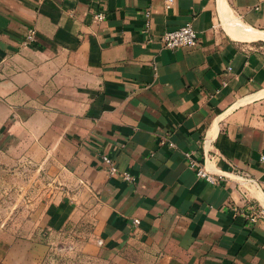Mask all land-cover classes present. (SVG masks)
Wrapping results in <instances>:
<instances>
[{
  "label": "crops",
  "instance_id": "crops-1",
  "mask_svg": "<svg viewBox=\"0 0 264 264\" xmlns=\"http://www.w3.org/2000/svg\"><path fill=\"white\" fill-rule=\"evenodd\" d=\"M166 1L0 0V186L25 170L53 184L46 239L19 258L6 243L5 264H39L81 210L90 253L264 264V217H247L264 212V0ZM188 23L195 47L158 41ZM186 154L227 178L198 179Z\"/></svg>",
  "mask_w": 264,
  "mask_h": 264
},
{
  "label": "rangeland",
  "instance_id": "rangeland-1",
  "mask_svg": "<svg viewBox=\"0 0 264 264\" xmlns=\"http://www.w3.org/2000/svg\"><path fill=\"white\" fill-rule=\"evenodd\" d=\"M34 174L35 170L20 171L8 190L0 186V264H5L4 258L8 251L6 243L12 244L19 240L15 251L19 258L26 252L32 253L26 241L36 242L45 238L44 232H41V236H36L39 226L37 224L40 223L42 215L39 206L50 201L44 199L46 197L42 193L53 184L50 185L48 179L46 182H37L40 175ZM87 219L81 210L80 215L64 232L52 238L50 248L39 264H150L146 262V258H141L136 252L129 250L117 257H105L100 253L84 251V243L90 241L94 233L93 224L85 223Z\"/></svg>",
  "mask_w": 264,
  "mask_h": 264
},
{
  "label": "built area",
  "instance_id": "built-area-1",
  "mask_svg": "<svg viewBox=\"0 0 264 264\" xmlns=\"http://www.w3.org/2000/svg\"><path fill=\"white\" fill-rule=\"evenodd\" d=\"M171 4H172V0H167L165 2L166 9H169L171 7ZM94 18L96 21L101 22L105 19V16L103 13H97L94 16ZM35 35H36L35 30L33 28L29 29L22 40V44L27 45L33 42L35 39ZM158 41L162 44L163 47L167 49H177L182 47L193 48L198 44V37L192 25L188 23L177 30L164 32L158 37ZM1 80H2V76L0 74V82ZM169 145L172 146V144ZM186 158L188 160V167L194 171L196 177L198 179L204 180L210 185H217L222 179L227 178L222 175L212 174L208 172L205 168L198 166L196 162L193 159H191L190 154H186ZM102 160L105 166L107 167V171L109 175L118 174V176L123 181L126 182L134 181V179L129 174L118 172L111 159L107 157H103ZM240 177L242 178V180H244V182L248 183L250 186H256V187L259 186L258 182L250 178L247 174L240 175ZM247 217L251 222H256L264 217V212L263 210L258 209L254 204H252L248 207ZM138 224H139L138 220H133L134 226H137Z\"/></svg>",
  "mask_w": 264,
  "mask_h": 264
}]
</instances>
